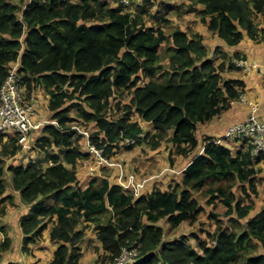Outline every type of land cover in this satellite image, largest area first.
<instances>
[{
  "label": "trees",
  "instance_id": "16d2710c",
  "mask_svg": "<svg viewBox=\"0 0 264 264\" xmlns=\"http://www.w3.org/2000/svg\"><path fill=\"white\" fill-rule=\"evenodd\" d=\"M115 1L111 6L108 0H30L19 8L11 0H0V85L10 64L19 60L26 99L36 87L43 88L55 120L47 118L49 122L37 129L43 134L36 143L52 165L31 161L14 167L15 185L25 201L55 197L54 204L22 219L24 249L52 222L50 237L58 248L49 264H80L91 222L109 264L124 249L133 248L140 255L131 264H264V207L247 224L240 222L254 207L251 192L257 193V165L264 159V153L253 156L250 146L234 153L206 137L204 151L194 156L182 181L169 190L138 196L107 176L79 185L78 164L92 156L82 149L78 124L95 125L90 143L104 148L108 157L148 137L153 149L169 142L186 156L199 145L198 124L229 108L244 84L223 79L222 73L236 65L232 59H212L199 32L177 26L168 34L164 22L148 25L152 0H144L134 11ZM195 2L203 5L201 22L228 45L246 36L264 41V0ZM150 18L169 23L157 13ZM142 121L154 131L145 130ZM126 138L137 141L125 146ZM238 182L248 183L251 190L243 189L249 201L237 197ZM0 184L2 193L5 186L1 180ZM198 192L210 203L220 199L226 214L236 215L228 226L217 224L211 243L199 240L200 251L184 238L166 240L159 223L165 220L171 229L195 223L203 211ZM0 245L3 251L10 243Z\"/></svg>",
  "mask_w": 264,
  "mask_h": 264
},
{
  "label": "crops",
  "instance_id": "0c3cea01",
  "mask_svg": "<svg viewBox=\"0 0 264 264\" xmlns=\"http://www.w3.org/2000/svg\"><path fill=\"white\" fill-rule=\"evenodd\" d=\"M188 2L191 8L189 9V11H185V13L187 14L185 16H187V18H191L192 21H190V23L188 24L186 23L185 25L181 24V28L183 30L185 29V31L190 32L191 25V27L193 28V32H199L200 34H202L204 37V43L209 49V56L212 59L216 60L217 62H222L223 60H233L240 56L257 64V67L251 72H247L241 67L227 69L222 73V77L223 79H238L243 81V86H240L241 93H247L246 95L249 96H247L249 99L253 101L256 99L262 104V107L259 111V115L263 116L264 41L259 42L246 36L243 41H241L239 44L234 46L228 45L224 39L219 37L217 34L210 32L207 26L201 22L200 11L202 10L203 5L195 2V0H189ZM130 9L134 11V9ZM157 11L161 12L158 9ZM158 12L157 15H159ZM191 14H193L192 17L189 16ZM262 25H264V23ZM27 100L35 104L38 113L37 117H40L44 120L49 119L52 123L55 121L51 119L52 112L49 109L50 96L46 93L43 88L36 87L30 94H28ZM248 110V104L246 105V103L237 102L235 104H231L229 108L225 109L220 114L214 116L211 120L199 123L195 133L199 141V145L197 149L189 155L185 156L180 155L178 153H174L176 151L173 144L169 142H164L165 144H162L161 147L154 149V151H157V160H161L158 165L165 164L164 168L159 170L155 174L148 176L141 175V173L151 172L153 171V169H151V171L143 170L147 166L144 165L142 160H137L135 162L129 163L117 157L119 154L117 153V156L115 155V158L117 159L119 164L115 167L108 169L107 174H103L102 176H107V178L112 183L119 184L124 188L134 192L138 196L150 193L154 189L169 190L174 185L182 181L184 171L186 167L190 164L194 156L204 151V140L206 137H211L217 143L230 148L234 153H236V151L241 148H246V145H244L243 143L240 144V142L236 139L224 138V135L227 129L233 123L237 122V120L239 119H243L246 117V115L248 114ZM46 116H49L48 119L46 118ZM142 124L144 128H153L151 125H149V123L145 121H142ZM94 130L95 125L93 124V128L91 129V131H87L86 135L83 134V139L80 141L83 147L82 149L88 152L89 154H91L89 148V145L91 144L89 136ZM42 134L43 131H33L29 141L21 143L19 141L18 135L13 131L0 133V168H3V174L0 175V180L5 185L4 193L0 195V201L2 202L1 206H4L0 209V242L8 240V242L10 243L9 248L3 250L0 253V264H49L53 260L55 256V251L58 248V243L51 240L50 233L53 223L49 222V225L43 232V235L40 236L36 241L30 242L28 244V248L24 249L26 234L21 224L22 219L24 217L34 215L38 211V208L41 206H48L54 204L55 197H42L33 202H27L23 199L21 189L16 187L14 181V167L16 166L22 164L26 166L31 161H39V164L43 167L52 165L51 161L47 159L45 160L46 153L39 150L36 146L37 140ZM164 147L168 149H166V151H161V149ZM57 151L58 149H56V152ZM166 154L170 156L173 154V159L169 158V161L167 163L162 161V159L166 157ZM146 156L150 157L151 154ZM174 157H176L177 159H175ZM262 160L257 165V167H259L261 170L262 167L260 166V164L263 162ZM88 161V159H85L80 161V163L78 164V180L79 185L82 187H86L90 180L93 178V176L89 172ZM182 161L184 162L183 165L178 166L179 163ZM134 169L140 170L141 173L136 172ZM255 182L257 185V193L254 194L257 195V175L255 177ZM243 187H247L248 190H251L249 189L248 183H246V186H243L241 182H238L235 185V188L240 190L239 198L244 197L247 199V201H249V197L247 196V193L244 191ZM251 193L253 194V192ZM250 199L253 201L254 207L246 218L244 217L243 219H240V222L243 225L247 224V221L251 217L255 216L263 208H255L256 204L254 198L251 196ZM212 203L213 202H211L210 204ZM224 214L226 215L227 223H223L222 225L228 226L230 224V218L235 217L236 215H227L226 212ZM163 221L166 222L165 220H161L159 223L162 225ZM195 223L189 222V224L191 225ZM85 224H87V222L83 221V225ZM166 225H168L171 229L168 222H166ZM214 231L210 232L209 234H212ZM182 238L188 240V237L186 235L181 238L172 239ZM188 244L192 248L200 251L199 240L197 247L192 246L189 242ZM96 247H98L99 249L96 250ZM82 252L83 254L80 258V264H109L103 262L102 259H100V256L105 254V250L103 249L102 243L97 236V230L95 228V225L91 222L89 223V226L86 229L85 240L82 243Z\"/></svg>",
  "mask_w": 264,
  "mask_h": 264
},
{
  "label": "built area",
  "instance_id": "2783aa9c",
  "mask_svg": "<svg viewBox=\"0 0 264 264\" xmlns=\"http://www.w3.org/2000/svg\"><path fill=\"white\" fill-rule=\"evenodd\" d=\"M122 6L131 7V0H118ZM236 67H241L247 72L253 71L257 64L246 58L238 57L232 60ZM19 60L12 62L8 69V76L0 85V133L15 132L21 143L28 142L33 131L41 128L48 120L37 117V109L33 102H29L25 97L23 85V74L19 70ZM237 102L246 103L250 106V113L245 120L233 123L226 131L224 138L236 139L246 146H250L253 156L264 153V115H259L261 109L258 102L247 97L242 92L237 98L230 101L231 104ZM142 133L141 136H144ZM136 139L126 138L125 146L135 144ZM91 161L89 172L92 176H97L104 167H115L119 164L116 158L103 154L104 148L90 144ZM3 242H0V244ZM1 252V245H0ZM138 248L124 249L123 254L114 264H131L139 258Z\"/></svg>",
  "mask_w": 264,
  "mask_h": 264
},
{
  "label": "rangeland",
  "instance_id": "374dc122",
  "mask_svg": "<svg viewBox=\"0 0 264 264\" xmlns=\"http://www.w3.org/2000/svg\"><path fill=\"white\" fill-rule=\"evenodd\" d=\"M15 5H17L19 8H23L30 0H11ZM109 4L111 6L116 4L115 0H108ZM189 0H152L151 4L149 5V12L147 13V16L152 17V14L157 13V9L161 12H158L159 15L163 19H167L169 23H166L165 21L158 20V19H151L149 17L148 20V25H155V26H160L163 22L165 23L163 25L164 30L166 33L170 34L171 31L175 27H180L181 24L185 25L186 23H190L191 18H187V15L185 11H189L191 6L189 5ZM132 5L130 8L135 9L138 5L140 4H145L144 0H131ZM117 5V4H116ZM196 13V12H195ZM197 14V13H196ZM193 14L189 15L192 17ZM148 18V17H147ZM182 29V28H181ZM185 30V29H184ZM190 32H193V28L190 25ZM165 48V47H164ZM163 48V49H164ZM164 63L167 62V59L163 60ZM229 61V59H227ZM235 63V62H233ZM247 94V93H246ZM248 96V95H247ZM249 97V96H248ZM128 98H125V101H127ZM255 102H258L260 107H262V104L257 101L256 99L254 100ZM115 102V101H114ZM85 105V103H84ZM247 105V104H246ZM119 110H117L113 115L116 116ZM74 116H77V112L74 110L71 112ZM250 113V106L248 110V114ZM248 114L246 115L245 118L239 119L244 120L247 118ZM49 116H46L48 118ZM79 126V131L86 135V132H90L91 129L93 128V123L91 124H78ZM148 129V131H154V128H145ZM234 141V140H233ZM165 144V143H163ZM242 144V142H240ZM83 148V147H82ZM166 147L162 148L161 151H166ZM117 153L118 156L116 155ZM176 153V152H174ZM151 154L150 157L146 156ZM120 159L127 161L129 163L135 162L137 160H142L144 165L147 167L143 170L153 171L151 172H144L141 173L140 170L134 169L136 172L141 173V175H152L157 173L159 170L163 169L165 164L158 165L161 160H157V151H154L153 147L150 145V139L149 137L146 139L145 142L139 143V145L132 147V148H127V147H120L117 148L116 153L114 154ZM173 155V154H172ZM172 155H167L164 159H162L163 162L167 163L169 161V158L173 159ZM126 157V158H123ZM177 159L176 157H174ZM263 162L260 164L262 167V170L257 173V179H258V194L255 195L254 193L252 194V197L254 198L255 201V208H262L264 207V159L262 160ZM90 163V160L88 161ZM183 161L179 163L178 166L183 165ZM167 166V165H166ZM140 168V167H138ZM109 167H104L102 169V174H107ZM142 169V168H140ZM5 186V185H4ZM5 191V188H4ZM235 192L237 197H239L240 190L235 188ZM4 192L0 193L2 195ZM197 198L200 201V204L203 206V211L198 219V221L191 225L189 222L183 223L181 226L178 228H172L170 229L168 225H166V222H162V225L165 227V239L169 240L172 238H181L184 235L188 237V242L192 245L197 247L198 245V240H206L208 242H211L210 238V232L214 231L216 228V225L219 224H225L227 223V218L226 215L224 214L227 211V207L225 206V203L221 201L220 199H217L214 201L212 204L208 203L209 197L204 193V192H198L196 193ZM2 202L0 201V206ZM4 207L3 205L0 207V209ZM213 214H216L214 216ZM99 248L96 247V250ZM2 252V251H1ZM103 254V253H102ZM101 255V254H100ZM104 256L105 254L100 256V259L104 262ZM241 261H238L237 264H239Z\"/></svg>",
  "mask_w": 264,
  "mask_h": 264
},
{
  "label": "clouds",
  "instance_id": "9594fccd",
  "mask_svg": "<svg viewBox=\"0 0 264 264\" xmlns=\"http://www.w3.org/2000/svg\"><path fill=\"white\" fill-rule=\"evenodd\" d=\"M102 175H103L102 172H100L99 174H97V176H102ZM93 177H96V176H93Z\"/></svg>",
  "mask_w": 264,
  "mask_h": 264
}]
</instances>
